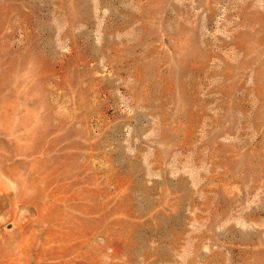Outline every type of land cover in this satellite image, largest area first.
Returning <instances> with one entry per match:
<instances>
[{"label": "rangeland", "instance_id": "obj_1", "mask_svg": "<svg viewBox=\"0 0 264 264\" xmlns=\"http://www.w3.org/2000/svg\"><path fill=\"white\" fill-rule=\"evenodd\" d=\"M0 264H264V0H0Z\"/></svg>", "mask_w": 264, "mask_h": 264}]
</instances>
